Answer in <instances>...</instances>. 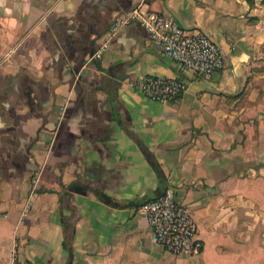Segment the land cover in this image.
<instances>
[{"label":"crops","instance_id":"obj_1","mask_svg":"<svg viewBox=\"0 0 264 264\" xmlns=\"http://www.w3.org/2000/svg\"><path fill=\"white\" fill-rule=\"evenodd\" d=\"M140 4L208 34L225 68L190 80L169 104L137 91L132 82L146 76L189 79L140 23L114 30ZM76 182L82 191L66 190ZM169 188L198 223L199 255L169 254L140 211ZM15 255L20 264H264V5L0 0V264Z\"/></svg>","mask_w":264,"mask_h":264},{"label":"built area","instance_id":"obj_2","mask_svg":"<svg viewBox=\"0 0 264 264\" xmlns=\"http://www.w3.org/2000/svg\"><path fill=\"white\" fill-rule=\"evenodd\" d=\"M142 4L134 8L123 22L114 25L116 31L122 24L136 21L148 32L151 43L172 58L179 69L189 77L146 76L132 82L133 87L147 98L163 104L178 101L187 91L190 80L211 81L226 66V58L219 45L200 30H186L174 17L155 11H143ZM103 48L93 58L100 59ZM34 190L39 178H32ZM140 211L152 229L155 241L173 256L199 255L204 242L190 207L180 202L176 190L169 188L158 198L146 202ZM14 264H20L17 255Z\"/></svg>","mask_w":264,"mask_h":264},{"label":"trees","instance_id":"obj_3","mask_svg":"<svg viewBox=\"0 0 264 264\" xmlns=\"http://www.w3.org/2000/svg\"><path fill=\"white\" fill-rule=\"evenodd\" d=\"M249 1H250L251 5H253L255 3L254 0H249ZM143 149H144L146 155L148 156V159L150 160V162L154 165V167L156 169H158V171H160V165L157 162V160L154 157V155L151 152H149L146 148H143ZM66 190L71 191V192H79V191H82V186L79 183L76 182V183H73V184L67 186ZM102 199L106 203H108V204H110L112 206H115V207H117V206L118 207L125 206L124 204H122V203L116 201L115 199H112V198H110V197H108L106 195H102Z\"/></svg>","mask_w":264,"mask_h":264},{"label":"rangeland","instance_id":"obj_4","mask_svg":"<svg viewBox=\"0 0 264 264\" xmlns=\"http://www.w3.org/2000/svg\"><path fill=\"white\" fill-rule=\"evenodd\" d=\"M254 1H255V3L257 2V3H259V4L264 5V0H254Z\"/></svg>","mask_w":264,"mask_h":264}]
</instances>
